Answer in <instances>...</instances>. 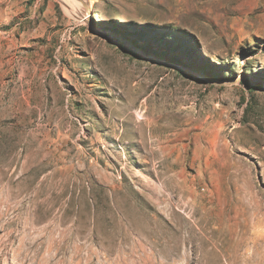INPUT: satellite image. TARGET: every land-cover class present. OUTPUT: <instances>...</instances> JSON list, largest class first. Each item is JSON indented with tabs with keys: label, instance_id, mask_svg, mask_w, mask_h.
<instances>
[{
	"label": "rangeland",
	"instance_id": "1",
	"mask_svg": "<svg viewBox=\"0 0 264 264\" xmlns=\"http://www.w3.org/2000/svg\"><path fill=\"white\" fill-rule=\"evenodd\" d=\"M86 7L0 0V264H264V0Z\"/></svg>",
	"mask_w": 264,
	"mask_h": 264
},
{
	"label": "bare ground",
	"instance_id": "2",
	"mask_svg": "<svg viewBox=\"0 0 264 264\" xmlns=\"http://www.w3.org/2000/svg\"><path fill=\"white\" fill-rule=\"evenodd\" d=\"M97 4V0H87V7H86V10H87V14L88 13H90V12H92V7L94 6V5H96ZM123 257V256H122ZM123 260V259H122Z\"/></svg>",
	"mask_w": 264,
	"mask_h": 264
},
{
	"label": "trees",
	"instance_id": "3",
	"mask_svg": "<svg viewBox=\"0 0 264 264\" xmlns=\"http://www.w3.org/2000/svg\"><path fill=\"white\" fill-rule=\"evenodd\" d=\"M138 40H139V38H138Z\"/></svg>",
	"mask_w": 264,
	"mask_h": 264
}]
</instances>
